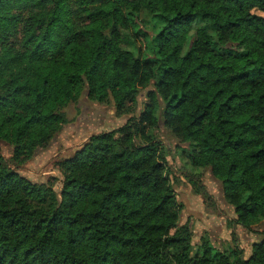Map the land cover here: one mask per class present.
Here are the masks:
<instances>
[{
  "label": "trees",
  "instance_id": "obj_1",
  "mask_svg": "<svg viewBox=\"0 0 264 264\" xmlns=\"http://www.w3.org/2000/svg\"><path fill=\"white\" fill-rule=\"evenodd\" d=\"M200 20L202 27L194 26ZM145 107L62 160L58 191L10 166L87 98ZM165 130L252 229L264 219V0H0V264H264L194 244Z\"/></svg>",
  "mask_w": 264,
  "mask_h": 264
},
{
  "label": "rangeland",
  "instance_id": "obj_2",
  "mask_svg": "<svg viewBox=\"0 0 264 264\" xmlns=\"http://www.w3.org/2000/svg\"><path fill=\"white\" fill-rule=\"evenodd\" d=\"M202 21L194 23L202 27ZM149 89L142 91L137 103L118 114L113 103L98 104L87 98L68 108L71 123L49 144L38 150L35 157L21 163L11 162L10 166L35 182L49 184L58 191L63 181L60 163L84 146L94 135L117 130L129 119L140 117ZM169 150L167 163L173 188L183 204L180 223L189 225L193 232V243L208 241L216 252H226L234 259L238 254L242 260L252 255L253 245L264 237V219L247 229L238 222L236 209L224 197L219 181L208 170L186 165L169 133L163 129L154 136ZM13 147L8 141L2 142L0 153L11 159Z\"/></svg>",
  "mask_w": 264,
  "mask_h": 264
}]
</instances>
